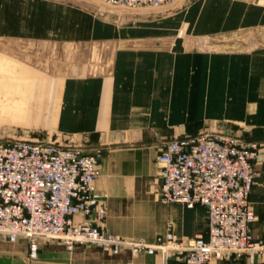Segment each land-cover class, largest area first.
<instances>
[{"label":"crops","instance_id":"obj_1","mask_svg":"<svg viewBox=\"0 0 264 264\" xmlns=\"http://www.w3.org/2000/svg\"><path fill=\"white\" fill-rule=\"evenodd\" d=\"M21 2L0 0V39L19 34L7 29L6 20L12 14L20 16ZM253 2L264 4V0ZM182 33L206 32L195 27ZM141 36L145 34L116 29L109 36L112 42L103 70L88 74L86 65H81L78 74L53 80L47 94L52 107L45 124L62 126L65 132H87L92 144L100 148L94 190L105 202L108 231L128 240H152L162 236L169 224L174 238L205 236L204 206L159 199V165L155 158L163 141L196 134L207 120L228 116L231 105L245 110L244 84L252 81L246 76L245 53H204L182 47L170 50L146 36L138 38ZM180 44L188 47L181 38ZM231 96L238 101L231 102ZM250 127L252 134L243 138L260 144L248 193L254 214L248 232L256 241L264 237V126ZM82 150L91 151L90 147ZM81 220V216H73V221ZM36 243V257L29 259L25 237L0 239V264H181L172 256L143 252L132 256L127 249L110 254L93 244L67 250L56 241L39 239ZM227 264H264V252L252 258L242 253Z\"/></svg>","mask_w":264,"mask_h":264},{"label":"built area","instance_id":"obj_2","mask_svg":"<svg viewBox=\"0 0 264 264\" xmlns=\"http://www.w3.org/2000/svg\"><path fill=\"white\" fill-rule=\"evenodd\" d=\"M130 8H158L175 0H97ZM260 144L226 132H201L160 144L159 199L206 209V234L174 238L169 224L162 236L124 239L107 230L105 202L94 190L100 148L84 152L47 142L0 140V239H27V257H36L37 240L65 249L93 244L117 254L143 252L172 256L181 264H227L242 253L264 252V237L248 232L254 214L248 193ZM79 215L81 221H73Z\"/></svg>","mask_w":264,"mask_h":264},{"label":"rangeland","instance_id":"obj_3","mask_svg":"<svg viewBox=\"0 0 264 264\" xmlns=\"http://www.w3.org/2000/svg\"><path fill=\"white\" fill-rule=\"evenodd\" d=\"M21 4L20 16L12 14L6 20L7 29L19 34L0 39L1 140L12 136L67 144L81 136L78 148H96L87 132H65L62 126L45 124L52 107L48 88L53 80L78 74L81 65H86L88 74L100 72L108 61L109 36L116 29L145 34L170 50L245 53L246 76L252 80L242 92L245 110L231 105L228 116L206 123L225 124L226 132L240 137L252 134L250 126H264V4L253 0H175L158 8L97 0H22ZM161 16L166 19H158ZM200 16L201 23L195 25ZM194 26L206 33H182ZM180 38L188 47L180 44ZM232 101L238 100L231 96Z\"/></svg>","mask_w":264,"mask_h":264},{"label":"water","instance_id":"obj_4","mask_svg":"<svg viewBox=\"0 0 264 264\" xmlns=\"http://www.w3.org/2000/svg\"><path fill=\"white\" fill-rule=\"evenodd\" d=\"M204 126H207V127H205V129H203V130H199L198 133H201V132H226L225 128H224V126H226L225 124L214 123L213 125L205 124ZM226 133L230 134L229 132H226ZM231 135L240 137V136L234 135V134H231ZM185 136H188V135H185ZM185 136H183V137H185ZM80 137L78 136L76 139L72 140L71 143H67V144H62L60 142H55V141H50V140H38L35 138H28V137L6 136V139H21V140L34 141V142L40 141V142L57 144V145L62 146V147H79L82 145ZM1 139L2 138H0V140Z\"/></svg>","mask_w":264,"mask_h":264},{"label":"trees","instance_id":"obj_5","mask_svg":"<svg viewBox=\"0 0 264 264\" xmlns=\"http://www.w3.org/2000/svg\"><path fill=\"white\" fill-rule=\"evenodd\" d=\"M194 135V134H193Z\"/></svg>","mask_w":264,"mask_h":264}]
</instances>
